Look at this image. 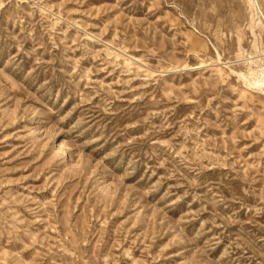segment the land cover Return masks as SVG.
<instances>
[{
    "label": "rangeland",
    "instance_id": "rangeland-1",
    "mask_svg": "<svg viewBox=\"0 0 264 264\" xmlns=\"http://www.w3.org/2000/svg\"><path fill=\"white\" fill-rule=\"evenodd\" d=\"M259 70L264 0H0V264H264Z\"/></svg>",
    "mask_w": 264,
    "mask_h": 264
},
{
    "label": "bare ground",
    "instance_id": "bare-ground-1",
    "mask_svg": "<svg viewBox=\"0 0 264 264\" xmlns=\"http://www.w3.org/2000/svg\"><path fill=\"white\" fill-rule=\"evenodd\" d=\"M242 74V73H241ZM242 76H245L242 74ZM249 77V82L255 84V85H264V71L259 70L254 72H251V75ZM246 79V78H245ZM244 80V79H243Z\"/></svg>",
    "mask_w": 264,
    "mask_h": 264
}]
</instances>
